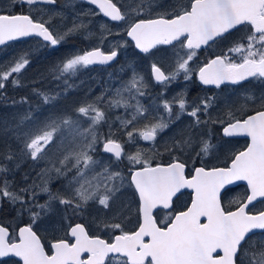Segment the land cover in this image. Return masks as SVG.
<instances>
[{
	"label": "snow or ice",
	"instance_id": "6c2138e0",
	"mask_svg": "<svg viewBox=\"0 0 264 264\" xmlns=\"http://www.w3.org/2000/svg\"><path fill=\"white\" fill-rule=\"evenodd\" d=\"M78 3L95 5L109 21L123 22L124 34L140 53L155 55L153 50L159 46L179 44L183 55L175 53V66L169 73L153 62L148 78L129 64L131 76L119 87L106 88L95 99L85 98L69 110L38 115L42 106L55 109L80 87L70 82L71 76L92 65H110L128 42L118 43L107 53L99 46L70 52L32 82L50 75L60 91L33 87L31 94L39 100L34 109L28 96L11 101L29 107L14 118V124L0 120V209L7 204L17 217L27 215L28 222L13 232L0 225V258L18 257L17 264H105L109 254H121L126 257L124 264H264V210L249 211L255 201H264V90L257 95L245 89L238 94L243 101L239 106L226 100L222 108L217 107L216 96L189 104L184 95L177 94L151 106L140 99L155 85L161 86L158 95L162 97L181 74L184 81L195 75L200 84L217 89L244 82L264 85V0H65L63 7H71L75 14L63 33L50 27L55 17L67 19L63 11L55 10L57 0H9L8 11H0V45L35 36L42 38L43 47L56 50L73 36L91 38L92 20L85 18L98 13L91 8L76 11ZM38 4L53 7L37 8ZM17 6L21 11L14 13ZM100 27L103 43L112 32L107 23ZM235 32L241 34L234 36ZM202 49L208 57L197 68L191 67ZM30 63L25 52L9 67L0 68V90L10 78L14 88L26 87L19 75ZM125 67L121 65L119 71ZM6 99L0 91V100ZM119 108L127 117L109 121L106 110ZM184 117L189 121L174 128ZM116 121L119 124L114 128ZM105 123L108 132L99 133ZM209 125H219L225 139L244 136L250 142L245 150L228 157L230 163L196 167L188 178L185 172L192 155L206 156L210 147H216L203 139ZM117 133L127 137L126 143L143 140L151 147L126 153ZM158 147L170 155L168 164L153 166L154 156L160 154ZM124 158L140 165L130 168L129 176L114 168ZM25 163L28 171L22 173L23 186L16 187L15 173ZM238 181H245L248 191L243 199L233 201L234 209L225 207L224 199L232 191L229 186ZM182 189L193 190L191 204L174 212V198ZM129 190L137 198L139 223L133 232L123 231L122 224L129 207L122 197ZM41 196L46 197L43 203ZM90 205L100 213L92 224L120 233L111 243L90 235L85 224L71 222L82 218ZM160 213L171 215L158 221ZM41 226L65 228V237L74 242L58 239L48 254L38 235ZM85 253L87 258H82Z\"/></svg>",
	"mask_w": 264,
	"mask_h": 264
},
{
	"label": "flooded vegetation",
	"instance_id": "af4514ba",
	"mask_svg": "<svg viewBox=\"0 0 264 264\" xmlns=\"http://www.w3.org/2000/svg\"><path fill=\"white\" fill-rule=\"evenodd\" d=\"M113 2H117V1L113 0ZM60 4H61V0H57V4L54 6L56 11H59ZM83 5L89 6L96 13H98V15H96V17H86L85 18L86 22L88 19L92 20V24L90 25L89 30L92 31L94 33V35L89 39H84L83 35H76V36H74L75 41H84V40L93 41V46H88L87 50L92 48V47L99 46L101 48V50L106 52V53L108 51H110L118 43L122 44L125 41L128 42V44L126 46L118 49L119 55L114 62H111L110 65H92L87 69L88 78L86 81H88L90 79V81H91L90 84H92V86L94 85L95 87H97L98 85H104V89H106L109 86H111L110 84L114 85L116 83V81L113 78L120 79L121 82L127 81L130 78V77L126 76L128 74V70H129V67H127V65H129V64H131L132 67H134L135 69L138 67L139 73L143 74L146 78H148V75L150 73V66L153 62H156L162 68V70H164L166 73H169L172 70L168 71L165 69V67L162 66V64H163L162 59L167 57V56H172L175 53H180L181 55H183V52L181 51L179 44H177L175 48H173L172 46H159V50H153L155 52V55H152V54L145 55L143 53H140L138 49H135L134 42H132L131 39L124 34L125 25L122 28H119V27L117 28V26H116L117 23H114L113 21H109V19L107 17H104L103 14L99 12V9L96 8L95 5H87V4H83ZM36 7L42 8V9H48V8H52L53 6L38 4ZM20 11H21V9L19 7V10H16L15 12H20ZM104 20H107V22L105 21L103 23ZM54 22H60V17H55ZM97 23H99V24L107 23L108 29H110L112 32L111 35H107L105 33L107 35V38L104 39V40H106V42L104 43V46H106V47L100 46L102 44L101 39H99L97 37H101V27L98 28L96 25ZM118 23H122V22H118ZM50 27L54 31L57 30V28L53 27V24H51ZM117 33H119V34H117ZM240 34L241 33H239V32H235L234 36H239ZM30 42H37L38 44L36 46H39L41 43L44 44V42L40 38H31V39H28L26 41L14 42L12 44H16L17 46H20V45L30 43ZM7 46H9V45H7ZM7 46H5L3 48H6ZM80 50L81 49H78V51H80ZM0 52H2V51H0ZM208 55H209V53L206 50H203V49L198 50V58H196L194 60V62H190V66L193 68H197L198 66H200L204 62V60L208 57ZM121 65L126 66L125 71H123V72L119 71ZM130 72H132V68H131ZM84 74L85 73H83V75ZM94 75H100L101 76L99 81L95 84H93L95 79H96L94 77ZM70 79L72 80V77H70ZM181 82H187V81L183 80V74H181V76L177 78L176 82L172 83L171 86L168 87L167 91L162 96V100L163 99L171 100V98L170 99H169V97L167 98V94L169 93L170 88L176 86L177 84H180ZM57 85H58V82H57ZM77 85H80V84H77ZM187 85L189 86L188 87V94L187 95L185 94L184 97L186 98V100L188 101L189 104H192L193 100L200 95L199 92L205 90V88H206V90H210V91H214L215 89H217L213 85L205 86V85L200 84L195 75H193V79L191 81L187 82ZM245 89H251V90L255 91V93L258 95L260 91L264 90V85L261 86V84H259L257 82H251V83L250 82H244L243 85H241V86L222 85L220 90H221V93H223V95H218V97L222 99L224 96V92H225V93L230 95V96L226 97L227 98L226 100L233 101L236 103L237 106H239V104L242 100L238 99V94H239L238 92H243ZM147 91H148V95L140 98L141 101H143L145 99V101H146V103H144L145 106L151 104L154 101L161 102V99H160L161 97L158 95L162 91V88L160 85H155V86L149 88ZM225 101H222L218 105V108H222ZM177 108H178V105H176L174 107V111ZM213 115L215 116L216 112H213ZM126 117H127V115H126ZM107 118L109 121L115 120V118H112L111 115L108 116ZM189 119L190 118L184 117V118H182L181 124L174 125L173 127L174 128L175 127H182L183 123H187L189 121ZM143 123L144 122L142 121L139 126H142ZM104 125H106V123ZM210 126L212 129H210L208 126V128L204 130V131L209 132V134L204 136L203 139L207 140L210 145L216 146V147H210V149H209V150H211V153L214 152V155L213 156L211 155L210 158H207V157L202 156V155L199 157H196L193 154L192 159H190L188 161V167L186 168V172H185V174L188 178L191 177V175L194 172V168H196V167L211 168V167H213L212 165L215 164L216 162L223 163L225 161H228L229 160L228 157L231 156L232 154H234L232 152L230 154L224 155L225 153H224L223 149L227 144H229L228 142H234L235 140L239 141V140L243 139L242 141L245 142L246 146L250 142V140L248 138H246V137L241 138L239 136L225 139L222 136L221 128L219 125H214V126L210 125ZM99 133H101V132H99ZM124 137L126 138V141H127V137L126 136H124ZM210 137L212 138V143L209 140ZM159 140H160V137H158V141ZM126 141L123 145L124 151L126 153H129V147L130 146H135L136 149H137V147H140V148L145 149V150H147L148 148L151 147V144L149 142L143 141V140L137 141L136 144L126 143ZM240 143H241V141L236 142V144H240ZM246 146H245V148H246ZM16 148H17V145L15 146V149ZM245 148L242 150L237 149L238 151H236V152L243 151V150H245ZM158 151L160 154L154 156V158L152 160L153 166H155L156 164H161V165L168 164L171 161L170 155L167 152H165L162 147H158ZM215 151L218 152L217 158H215ZM147 154L150 156L152 155V153H150V152ZM107 155L110 156L111 154H107ZM123 160H125V158ZM204 160H207V162H209V163L204 164ZM228 163H230V161ZM230 188L232 189V191H230L227 194V196L225 197L224 204H225V207H231L234 209L236 207V204L233 203V201L241 200L242 199L241 196H242L243 192H247L248 189H247V186L245 184H241L240 182L236 183L234 185H231ZM193 194L194 193L189 189H185V190L181 191V193L178 194V198H174V212H180V211L186 210V208L189 207L191 204V199H192ZM136 200H137V198H136ZM257 203L263 204L262 206L259 205L261 210H257V207H256ZM136 208H137V205H136ZM262 210H264V201H261L259 199L257 201H255L253 205H250V208H249V211H251L253 213L259 212ZM68 213H69L68 215L71 216V212L69 211ZM135 214L137 215V212H135ZM168 215H171V213H169L167 215L164 213H160L158 216V221L160 220L161 217L163 218V220H167ZM94 216H96V215L91 214V212L85 211V214L82 218H79V219L73 218L71 222L72 223H83V224H85L90 235L99 236L100 238L105 239L106 241L111 243L114 239V235H118L120 233L119 232L113 233V231H111V230H108L105 233H99L98 231L95 230V224L91 223ZM22 218L17 217L15 212L12 211L9 207H7L4 212L0 210V225L9 226L10 232H13V230L18 231L19 227H23L28 222V218H26L25 220H23ZM133 218H132V220L126 218V219H128V223H125V221H123L122 224L125 225L124 227H130V226H132V224L135 221V226L132 229H133V231H136L138 229V223H139L138 216H137V219H133ZM20 219H22L23 221H20ZM129 220H130V222H129ZM8 221H10V222H8ZM15 224H17V225H15ZM56 228H59V227H56ZM39 231L40 230H38V235L41 237V242L45 246V251L48 254H51V244L53 242H55L54 237L57 235V230L53 229L52 227H49V228H47V230H45V229L41 230L43 232V234H40ZM64 238H68L69 242H74L72 240V238L65 237V231H61V228H60V239H64ZM82 258H87V254L85 253ZM125 260H126V257L117 256L115 258H108L105 264H115L116 262H120L121 264H124ZM4 261H7V264H17V262L19 261V258L14 257V258L0 259V264H3ZM19 264H22V262H19Z\"/></svg>",
	"mask_w": 264,
	"mask_h": 264
},
{
	"label": "rangeland",
	"instance_id": "374dc122",
	"mask_svg": "<svg viewBox=\"0 0 264 264\" xmlns=\"http://www.w3.org/2000/svg\"><path fill=\"white\" fill-rule=\"evenodd\" d=\"M117 1V0H115ZM9 3V0H0V11H8L7 9V5ZM65 4V0H61V4H60V9L59 11H63L65 13V15L67 16V19L64 20L60 17V22H54V19L52 20V24L54 28H57V30L55 32L57 33H63L68 27L71 26L73 17H74V11L71 7H63V5ZM90 8L89 6H85L82 3H78L76 6V11H80L82 9H87ZM95 9V8H94ZM16 10H19V7L17 6L15 9H13L12 11L15 12ZM93 10V9H92ZM96 17V16H95ZM44 19H48V16L45 15ZM107 22V20H104V22ZM109 22V21H108ZM117 23L116 26L117 28H122L124 26V23H118V22H114ZM98 28H100V25L97 23L96 24ZM99 39H101V37H97ZM106 42V40L103 41V43L100 45L101 47H106L104 46V43ZM38 43L37 42H30V43H26L20 46L17 45H13L10 50L4 51V52H0V68H7L10 66L11 62L14 61V58H19V56L25 52L29 53V59L31 60V63L26 67V69H24L22 71V73L19 75V78L21 80V83L23 85H26V87H15V88H27L28 90L25 91L24 96H28L30 98V103L32 108L34 109L36 107V105L39 103V100L37 97L33 96L31 94V89L33 87L39 88L42 91H46V92H54V91H60L61 88H59L57 86V81H54L52 79V77L49 75L47 76L45 79L38 81L37 83H32L33 81L37 80L38 76L40 73H45L47 72V70L53 66L56 62H58L59 60H61L63 57H65L68 53L70 52H76L78 51V49H81L80 51H84L87 50L88 46H93V41H75L74 40V36L71 37L69 39V41L65 44L60 45L56 50H52L49 48H45L43 47L42 43L39 46H36ZM123 44V43H122ZM175 54H173L172 56H167L165 58L162 59V66L165 67L166 70L171 71L173 70L175 64ZM88 69V68H87ZM87 69H82L80 71L77 72V74L75 76H71L72 80L70 82H74L76 84H80L78 89L73 90L72 92L69 93L68 98L65 99H61V101H59V103L57 104V107L55 109H51L50 106H42L41 108V113H39L38 115H43V114H48L50 111H60V110H69V106H78V104L80 102H82L85 98L88 100H93L95 99V97L97 95H99L103 90H104V85H98L97 87H95L94 85L92 86L90 79L88 81V75H87ZM131 68H129L128 70V74L126 76L130 77L131 76V72H130ZM136 70L139 72V68L137 67ZM83 73H85L83 75ZM14 76L16 74H13ZM94 77L96 78L94 83H97L99 81V79L101 78L100 75H94ZM116 83L114 85L110 84L111 86H109L108 88H116L119 87L121 84V80L120 79H116L113 78ZM83 82V83H81ZM188 82V81H187ZM187 82H181L180 84H177L174 87L170 88L169 93L167 94V98L169 97V99L177 96V94H181V95H187L188 94V85ZM87 83V84H86ZM263 86V85H261ZM9 88H14L11 84V78L9 79L8 82H6V87L3 90L7 99L6 100H0V104H2L3 106H11V108H15L14 110H6L5 112L0 114V120H7L9 123L14 124L15 121V117H18L20 114H23L29 107V105L27 104H16V105H12L11 101L12 100H19L21 97H13L12 95H10L9 93H7L6 91ZM91 89V92L89 93L88 90ZM255 92V91H254ZM86 93L87 96H86ZM200 95L198 97H196L192 103L194 102H198V99L200 97H204V96H216L218 98L217 100V107L218 105L222 102L225 101L227 98V96H230L229 94L224 92V96L223 98H219L218 95H223V93H221L220 89H215L214 91H210V90H203L201 92H199ZM241 93V92H238ZM161 102H157L154 101L149 105L146 106H151L153 105V103L155 104H160L162 103V97L160 98ZM143 104L146 103L145 99L143 101H141ZM243 101H241L240 103H242ZM20 106V109H23L24 111H19L18 107ZM175 107V106H174ZM2 108V107H0ZM213 112H216V110L214 109ZM112 118H116V116H125L127 115V113H125V110L122 108L119 109H114V110H106V116H110ZM115 121V120H114ZM119 124L118 121H116L113 124V127H117ZM84 127H87V122L84 124ZM209 128H211V126L209 125ZM98 132H101L102 134H106L108 132V125H104L102 124L101 126H99L98 128ZM209 134V132H207ZM164 136L167 135V133L162 134ZM116 139L120 140V142L124 145L126 138L124 137L123 134L121 133H117L116 135ZM209 140L212 143V138L210 137ZM241 140H235L234 142H228L229 144H227L224 147V155L230 154V153H235L236 151L242 150L245 148L246 144L245 142ZM139 141V140H138ZM240 144H236V142H240ZM235 143V144H234ZM15 142H12V147L13 149H15ZM0 150H3V143L0 142ZM136 152V147L135 146H130L129 147V153L134 154ZM211 150H209L208 155H202L205 156L207 158H210L211 155H214V152H212L211 154ZM107 155V154H106ZM218 156V152L215 151V158H217ZM228 161H225L223 163L221 162H216L215 164H213L212 166H224V164ZM209 162H207V160H204V164H208ZM44 165L41 164L40 167H43ZM22 167V166H21ZM140 165H132L130 164V162L125 158V160L121 161V162H116L114 164V168L118 169L119 171H121L125 176H129V169H133L135 170V168H139ZM38 170V169H37ZM18 171L15 173V186L16 187H20L23 186V184H16V177H17ZM32 175L34 176L35 173L33 172ZM9 179H13V176L9 175L8 177ZM130 178V177H129ZM56 190V186L53 185V191ZM246 192H243L242 194V199L244 198ZM46 199L45 196H41L39 199L40 203H43L44 200ZM122 203H126L129 207H128V213L126 218L132 220L133 219H137V215L135 214L136 212V197L133 195L132 191L129 190L127 192L124 193L123 197H122ZM259 205H263L261 203H257V210H261V208L259 207ZM183 206V205H182ZM8 207L7 204H5V206L3 207V209H0L1 211H5V209ZM250 208V207H249ZM87 212H91V214H95L96 216L99 215L100 213L97 211V209L95 208L94 205H90L89 208L86 210ZM69 214V213H68ZM27 217V215H25L22 219L25 220ZM124 219L123 221H125V223H128V219ZM22 219H20V221H23ZM129 220V222H130ZM122 221V223H123ZM10 222V221H8ZM17 225V224H15ZM125 225H123V231L126 232H132L133 231V227L135 226V221L132 224V226L130 227H124ZM50 226H48L47 228H49ZM59 227V226H57ZM60 228H55V230H57V235L54 237V241L60 239ZM45 229V226H41V228L39 229V233L43 234V232L41 230ZM65 228H61V231H65ZM95 230L98 231L99 233H105L108 230L111 229H103L100 228L98 229L95 225ZM112 231V230H111ZM117 256H121L119 254H111L109 255V258H115ZM115 264H121L120 262H116Z\"/></svg>",
	"mask_w": 264,
	"mask_h": 264
},
{
	"label": "trees",
	"instance_id": "16d2710c",
	"mask_svg": "<svg viewBox=\"0 0 264 264\" xmlns=\"http://www.w3.org/2000/svg\"><path fill=\"white\" fill-rule=\"evenodd\" d=\"M14 13H19V12H14ZM13 45L16 44H9V46H7L6 48H1L0 51L4 52L9 50ZM28 89L26 88H9L6 92L9 93L10 95H12L13 97H24V93L25 91H27ZM0 114L5 112L6 110H14L15 108H11V106H3L2 104H0ZM20 109V106L18 107V110ZM19 111H24L23 109H20ZM28 171V164L25 163L22 165L20 171H18L17 177H16V184L19 185L22 183L21 180V176L23 172Z\"/></svg>",
	"mask_w": 264,
	"mask_h": 264
},
{
	"label": "water",
	"instance_id": "95a60500",
	"mask_svg": "<svg viewBox=\"0 0 264 264\" xmlns=\"http://www.w3.org/2000/svg\"><path fill=\"white\" fill-rule=\"evenodd\" d=\"M30 37H34V36H30ZM26 38H28V37H22V39H26ZM19 40H21V39H19ZM7 43H9V41ZM0 46H4V45H0Z\"/></svg>",
	"mask_w": 264,
	"mask_h": 264
}]
</instances>
